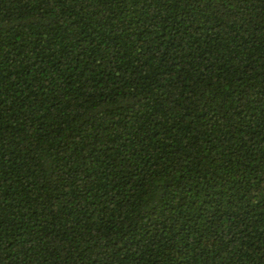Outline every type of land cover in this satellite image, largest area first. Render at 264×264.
<instances>
[{
    "label": "trees",
    "instance_id": "obj_1",
    "mask_svg": "<svg viewBox=\"0 0 264 264\" xmlns=\"http://www.w3.org/2000/svg\"><path fill=\"white\" fill-rule=\"evenodd\" d=\"M0 264H264V0H0Z\"/></svg>",
    "mask_w": 264,
    "mask_h": 264
}]
</instances>
